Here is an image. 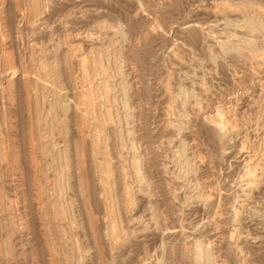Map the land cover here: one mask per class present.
Returning a JSON list of instances; mask_svg holds the SVG:
<instances>
[{"label": "rangeland", "instance_id": "obj_1", "mask_svg": "<svg viewBox=\"0 0 264 264\" xmlns=\"http://www.w3.org/2000/svg\"><path fill=\"white\" fill-rule=\"evenodd\" d=\"M263 84L264 0H0V264H264Z\"/></svg>", "mask_w": 264, "mask_h": 264}, {"label": "bare ground", "instance_id": "obj_2", "mask_svg": "<svg viewBox=\"0 0 264 264\" xmlns=\"http://www.w3.org/2000/svg\"><path fill=\"white\" fill-rule=\"evenodd\" d=\"M86 76V75H85ZM87 77V76H86ZM264 85V84H263ZM84 102V101H83ZM83 102H82V104H83Z\"/></svg>", "mask_w": 264, "mask_h": 264}]
</instances>
